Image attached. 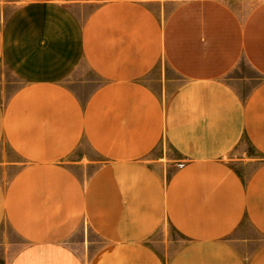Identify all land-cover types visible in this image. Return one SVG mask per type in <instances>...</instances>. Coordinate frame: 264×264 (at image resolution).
Returning <instances> with one entry per match:
<instances>
[{
	"label": "crops",
	"instance_id": "0c3cea01",
	"mask_svg": "<svg viewBox=\"0 0 264 264\" xmlns=\"http://www.w3.org/2000/svg\"><path fill=\"white\" fill-rule=\"evenodd\" d=\"M254 2L0 0V264H264Z\"/></svg>",
	"mask_w": 264,
	"mask_h": 264
},
{
	"label": "rangeland",
	"instance_id": "374dc122",
	"mask_svg": "<svg viewBox=\"0 0 264 264\" xmlns=\"http://www.w3.org/2000/svg\"><path fill=\"white\" fill-rule=\"evenodd\" d=\"M8 1H12V0H8ZM66 1H70V0H66ZM154 1H156V3L159 4V5L155 4L154 6L159 11L163 19H166L169 16L170 12H172L173 8L179 2V0H154ZM225 1L231 6H233L237 11L243 12V13L248 12L255 4L254 0H225ZM96 2L97 0H89V3H88L89 5L85 6L84 10L90 9L96 4ZM7 15L8 13L4 11V16H7ZM250 70H251L250 66L246 62L241 60L236 65L234 72H232V75H240L241 77L244 78L251 74ZM82 76L91 78V75L86 70L82 71ZM7 77H8V74H7ZM160 238L162 237L160 236ZM160 238H157V239H160ZM77 239L79 241L81 239L86 240V242H84V246H82V248L80 247V249H81V254L84 256V258L89 259L91 255L93 254V249H96L97 247L96 245L99 244L98 240L93 236L92 232L87 229L82 230L79 233V236L76 237V240ZM2 240H7L8 242H12L14 244V248H18L22 245L15 238V236L12 235V233L10 232V229L7 226H4L0 229V242Z\"/></svg>",
	"mask_w": 264,
	"mask_h": 264
},
{
	"label": "built area",
	"instance_id": "2783aa9c",
	"mask_svg": "<svg viewBox=\"0 0 264 264\" xmlns=\"http://www.w3.org/2000/svg\"><path fill=\"white\" fill-rule=\"evenodd\" d=\"M178 165H179L180 167H181V166H183V164H182V163H180V164H178Z\"/></svg>",
	"mask_w": 264,
	"mask_h": 264
}]
</instances>
